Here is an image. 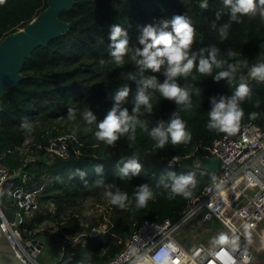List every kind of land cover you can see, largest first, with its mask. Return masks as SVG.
<instances>
[{
  "label": "trees",
  "instance_id": "trees-1",
  "mask_svg": "<svg viewBox=\"0 0 264 264\" xmlns=\"http://www.w3.org/2000/svg\"><path fill=\"white\" fill-rule=\"evenodd\" d=\"M75 1L71 10L59 15L71 23L68 32L47 45L39 46L26 60L21 72L23 79L2 96L0 155L1 163L13 175L11 181L15 186L24 185L29 190L43 187L41 204L47 201L49 205H55L54 215L49 216L64 233L32 232L33 228H30V238L41 234L52 235L60 241L56 250L66 242L55 264H76L85 252L92 254L91 264H104L123 249L125 241L122 238L130 237L142 220L177 221L199 200L204 187L214 176L210 172L204 173L201 161L210 155L209 148L215 140L224 135L207 128L210 98L230 97L234 92V88L226 82L217 83L212 77L201 76L194 71L195 80L190 78L189 82L201 89V95L193 92L192 109L181 112L192 134L190 143L178 146L169 143L165 149H157L148 133L138 126L136 140L131 147L126 137H122L115 146L106 145L96 139V126L83 120V109L89 108L98 121L102 120L114 105L112 95L115 90L127 84L131 89L130 97L121 107L131 113V101L138 87L129 78L137 71L130 59L126 58L124 65L111 62L108 49L111 26L122 25L129 33L130 42L139 46L142 26L170 20L175 15H188L196 28L194 50L210 44L220 47L222 52L232 49L238 53L237 60L251 66L264 61V22L258 16L255 19L244 17L242 23H232L228 39L221 41L218 33L211 29V23L215 20V12L222 8V0H209L207 10L199 8L201 0ZM47 7L48 0H3L0 3V42L25 27ZM228 19L225 15L218 23L228 22ZM102 59L105 61L103 65L100 64ZM153 75L163 83L165 77L162 74L146 73V76ZM178 83L183 86L186 82L181 78ZM236 83L238 81L234 85ZM249 86L254 99L259 98L260 107H254L252 101L244 102L245 117L242 122L249 121L248 114L256 111L260 117L252 121L262 124L264 84L250 80ZM152 103L154 114L141 118L149 121V129L161 119L167 121L177 110L173 102L163 100L159 93H155ZM69 108L75 111L71 120L67 117ZM25 117L33 123L31 135H26L20 128ZM68 135L74 136L75 140L67 156H51L45 149L38 148V145L46 146L51 140ZM133 154L138 157L143 170L138 177L122 181L116 175L117 161ZM169 156L179 159L170 164L164 160ZM96 164L103 166L105 182L116 184L122 191L128 192L130 199L135 187L144 183L153 187L157 193L155 199L143 209H137L134 200L124 209L109 203L112 213L108 222L101 217L86 226L77 214L80 210L74 211L73 208L89 196L95 197L98 203L109 202L104 188L94 183L100 178L93 171ZM77 168L87 171L86 184L79 178H69ZM167 172L195 174L198 183L192 190L191 198H169L168 192L155 187ZM2 202L6 207L16 209L13 198L6 191L2 192ZM105 223L112 227L106 234H88L92 228H99ZM66 232L75 233L74 238L68 239L67 236L65 239Z\"/></svg>",
  "mask_w": 264,
  "mask_h": 264
},
{
  "label": "clouds",
  "instance_id": "clouds-1",
  "mask_svg": "<svg viewBox=\"0 0 264 264\" xmlns=\"http://www.w3.org/2000/svg\"><path fill=\"white\" fill-rule=\"evenodd\" d=\"M3 3V0H0ZM199 8L207 10L209 0H201ZM227 15L228 22L218 23ZM259 17L264 22V0H222V8L215 12V20L211 23V29L218 33L219 39H228L232 23H242L244 17L255 19ZM138 45L130 42L129 33L120 24L110 28L108 45L111 62L116 65H124L126 58L132 61L137 71L129 75L131 81L137 84V91L132 98L133 108L131 113L121 105L128 102L131 89L125 84L115 90L112 95L114 105L111 110L98 121L97 116L89 108L82 111V118L88 125H95L94 133L97 140L108 146H115L122 137L129 141V147L136 140L137 127L147 132L157 149H165L169 143L172 146L188 144L192 140V134L187 128L185 120L181 116L182 111L192 109V94L201 95V89L190 83V78L195 80L194 71L201 76L212 77L215 82L221 81L234 88L233 94L210 98V111L207 112L209 131H214L226 136H232L238 132L241 122L245 117L243 103L252 101L253 106L260 107L259 98L253 96L249 81L264 84V61L253 63H241L236 59L238 53L232 49L222 52L220 47L210 44L194 50L196 44V28L188 15H175L170 20H162L157 24H147L140 28ZM105 61L102 59L100 64ZM217 70V71H214ZM246 70V72H245ZM162 74L165 79L160 83L155 75L146 76V73ZM184 79L181 86L179 79ZM238 81L234 85V82ZM155 93L173 102L177 110L171 113L167 121L161 119L149 129V121L141 119L154 114L153 97ZM75 111L67 110L69 120L73 119ZM260 113L253 111L248 114V119L256 120ZM20 128L26 135L34 131L32 121L25 117ZM179 157H173V161ZM143 170V165L138 157L133 154L121 157L116 164V175L120 180H131L138 177ZM93 171L100 176L94 183L102 186L104 194L111 205L124 209L132 200L137 209L146 208L148 203L155 199L157 193L148 183L135 187L132 198L129 193L122 191L116 184H108L103 179V166L93 165ZM87 171L77 168L69 175L70 179L79 178L87 183ZM215 182L216 177H212ZM197 178L194 173L177 175L167 172L156 184V188H162L168 192L169 198L181 196L191 198L193 189L197 186ZM163 194V193H161ZM161 255L155 257L159 262ZM91 253H83L76 264H91Z\"/></svg>",
  "mask_w": 264,
  "mask_h": 264
},
{
  "label": "built area",
  "instance_id": "built-area-1",
  "mask_svg": "<svg viewBox=\"0 0 264 264\" xmlns=\"http://www.w3.org/2000/svg\"><path fill=\"white\" fill-rule=\"evenodd\" d=\"M74 140V136L68 135L38 148L51 156H67ZM209 151L207 158H217L219 168L213 173L215 182L211 180L204 187L199 200L177 221L142 220L124 242L123 249L104 264L254 263L257 253L264 251V121L262 124L252 120L241 122L236 134L217 138ZM204 173L209 172L204 170ZM12 178L0 155V206L2 192L6 191L23 223L24 217L41 209L43 187L29 190L24 185L15 186ZM0 217V230L18 257L27 264H41L25 245L31 238L22 240L16 232L17 225L8 221L1 208ZM213 220L226 228V234L216 246L198 243L188 248L177 239L189 222L202 224ZM98 232L99 228L95 227L88 234L96 236ZM65 246L66 242L60 245L61 251ZM161 254L158 262L155 257Z\"/></svg>",
  "mask_w": 264,
  "mask_h": 264
},
{
  "label": "water",
  "instance_id": "water-1",
  "mask_svg": "<svg viewBox=\"0 0 264 264\" xmlns=\"http://www.w3.org/2000/svg\"><path fill=\"white\" fill-rule=\"evenodd\" d=\"M75 3V0H48V7L44 11L25 27L8 35L0 42V111L2 96L7 93V89L16 86L23 79L21 72L26 60L32 57L39 46L47 45L68 32L71 23L61 19L59 15L63 11L71 10ZM164 160L170 162L173 157L169 156ZM201 166L205 171L216 173L219 160L207 158L201 161ZM0 208L9 222L17 226L21 223V215L14 208L3 204ZM59 243V239L46 234L25 241V245L34 257L39 255L43 247L55 248ZM58 251L61 252L60 247ZM0 264H27L18 257L2 229L0 230Z\"/></svg>",
  "mask_w": 264,
  "mask_h": 264
},
{
  "label": "rangeland",
  "instance_id": "rangeland-1",
  "mask_svg": "<svg viewBox=\"0 0 264 264\" xmlns=\"http://www.w3.org/2000/svg\"><path fill=\"white\" fill-rule=\"evenodd\" d=\"M95 199V197L89 196L85 198L81 204H77V206L73 208L74 211L80 210L77 214L80 216L82 223L86 226H88L93 220H100L101 217L108 222L112 213V209L109 207V202L105 201L106 203H98ZM39 211L41 212L31 214L23 223H20L16 227V232L22 240L30 238V228H33L32 232L58 233L59 231L60 233H64V231H61L57 226V222L52 220L50 218L51 216H49L50 214L54 215L55 213L54 204L49 205V202L46 201L45 204L43 203ZM111 228L112 227L107 223L102 224L99 227L100 232H98L97 235L101 232L104 235ZM74 234L75 233L66 232L65 239L67 236L68 239L74 238L72 237ZM225 234L226 228L220 221L213 220L202 224H199L197 221H191L181 229L177 239L188 248H191L198 243L216 246L220 243L222 236ZM122 239H124L122 241H126L125 238ZM80 240L81 239H79L78 242ZM76 242L73 241V243ZM59 256L60 252L58 250H55L52 246H45L36 259L41 264H55Z\"/></svg>",
  "mask_w": 264,
  "mask_h": 264
},
{
  "label": "crops",
  "instance_id": "crops-1",
  "mask_svg": "<svg viewBox=\"0 0 264 264\" xmlns=\"http://www.w3.org/2000/svg\"><path fill=\"white\" fill-rule=\"evenodd\" d=\"M253 264H264V251H259L257 253V258Z\"/></svg>",
  "mask_w": 264,
  "mask_h": 264
}]
</instances>
